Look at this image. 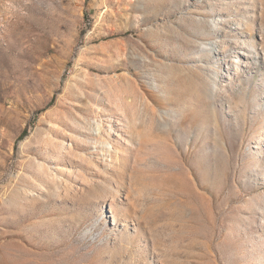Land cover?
Here are the masks:
<instances>
[{"label":"rangeland","instance_id":"374dc122","mask_svg":"<svg viewBox=\"0 0 264 264\" xmlns=\"http://www.w3.org/2000/svg\"><path fill=\"white\" fill-rule=\"evenodd\" d=\"M0 264H264V0H0Z\"/></svg>","mask_w":264,"mask_h":264},{"label":"bare ground","instance_id":"6f19581e","mask_svg":"<svg viewBox=\"0 0 264 264\" xmlns=\"http://www.w3.org/2000/svg\"><path fill=\"white\" fill-rule=\"evenodd\" d=\"M95 123H96L95 128L97 130V134L95 136H93L94 139H96V140L101 139V143H103L106 146V149H107V145H110V147L114 148L113 145L111 144V142L106 137H103L100 122L96 120Z\"/></svg>","mask_w":264,"mask_h":264}]
</instances>
